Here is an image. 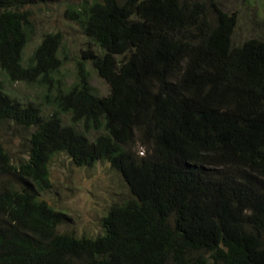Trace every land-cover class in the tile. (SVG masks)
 Here are the masks:
<instances>
[{
  "label": "trees",
  "instance_id": "trees-1",
  "mask_svg": "<svg viewBox=\"0 0 264 264\" xmlns=\"http://www.w3.org/2000/svg\"><path fill=\"white\" fill-rule=\"evenodd\" d=\"M33 1L0 0V129L26 133L16 159L0 142V264H264V40L235 45L236 16L214 5L83 1L68 14L94 51L69 83L60 34L24 58ZM61 154L128 186L97 237L62 231L42 198Z\"/></svg>",
  "mask_w": 264,
  "mask_h": 264
},
{
  "label": "rangeland",
  "instance_id": "rangeland-1",
  "mask_svg": "<svg viewBox=\"0 0 264 264\" xmlns=\"http://www.w3.org/2000/svg\"><path fill=\"white\" fill-rule=\"evenodd\" d=\"M94 0H34L29 6L33 14L35 34L25 49L24 58L29 59L45 35L60 34L63 41L61 56L66 65L61 75L72 83L77 76V67L85 61L86 53L94 51L81 26L68 14L82 2ZM184 3L214 5L224 13L235 15L238 23L233 42L239 46L252 39L264 40V0H181ZM212 18L213 14L211 12ZM90 80L99 94L109 91L108 85L99 77L93 65L88 63ZM0 72V81L4 80ZM3 83V82H2ZM21 100L40 102L41 90L23 84L5 85ZM39 94L38 96H36ZM50 113V112H48ZM68 122L67 117L64 118ZM26 133L13 124L0 129V142L13 159L21 156L26 142ZM52 189L42 198L56 210L66 214L61 230L76 236L97 237L102 232V221L111 206L130 197L123 176L110 164L99 162L91 167H78L65 154L55 157L51 165Z\"/></svg>",
  "mask_w": 264,
  "mask_h": 264
}]
</instances>
